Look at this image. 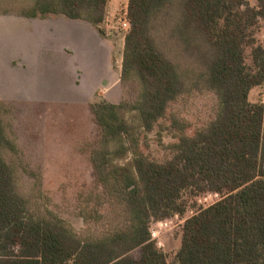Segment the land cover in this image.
<instances>
[{"label": "trees", "instance_id": "16d2710c", "mask_svg": "<svg viewBox=\"0 0 264 264\" xmlns=\"http://www.w3.org/2000/svg\"><path fill=\"white\" fill-rule=\"evenodd\" d=\"M108 1L34 0L19 14L86 21L104 35ZM128 19L121 81L135 97L91 104L100 128L91 162L103 191L81 211L85 228L23 189L11 110L0 99V264H264V97L250 99L264 86L256 35L264 0H129ZM205 93L216 106L194 124L184 102ZM151 133L161 156L148 151ZM187 190L221 199L186 220L169 263L151 223L183 213Z\"/></svg>", "mask_w": 264, "mask_h": 264}, {"label": "rangeland", "instance_id": "374dc122", "mask_svg": "<svg viewBox=\"0 0 264 264\" xmlns=\"http://www.w3.org/2000/svg\"><path fill=\"white\" fill-rule=\"evenodd\" d=\"M33 3L0 0V99L11 110L8 120L21 151L23 189L40 207L52 209L81 230L86 227L82 209L95 205L96 195L103 191L91 162L100 131L91 104L99 98L120 102L135 97L134 86L121 81L129 0L108 1L99 26L104 35L86 21L19 14ZM256 35L264 42V26ZM263 97L264 86L251 91L252 101ZM216 102L210 93L194 95L184 102L183 111L199 124L212 116ZM127 115L137 124L134 113ZM149 139L148 151L163 155L153 133ZM171 140L165 135V142ZM219 199L220 194L187 190L182 215L191 217ZM173 216L162 219L168 225L160 228L161 249L169 263L181 247L185 224ZM140 254V248L131 252L136 258Z\"/></svg>", "mask_w": 264, "mask_h": 264}, {"label": "built area", "instance_id": "2783aa9c", "mask_svg": "<svg viewBox=\"0 0 264 264\" xmlns=\"http://www.w3.org/2000/svg\"><path fill=\"white\" fill-rule=\"evenodd\" d=\"M123 26L125 27L126 30H128L130 28V22L128 21V19L123 22ZM210 194H215V196H219V193H216V192H210ZM196 213H194V214H196ZM173 217L176 220H180L181 223H183V222L185 223L186 220L188 218H190V217H185V215H182V213H176V214H174ZM153 223H154V225L151 226V236H152V239H154L157 242V245L161 248L163 246V243L160 239V231H161L160 228L164 224L168 225V223H167V221H162V220L153 221Z\"/></svg>", "mask_w": 264, "mask_h": 264}]
</instances>
